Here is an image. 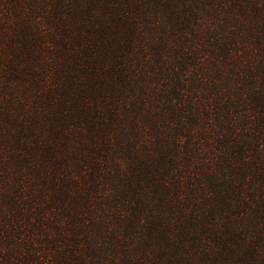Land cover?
Masks as SVG:
<instances>
[{"label":"rangeland","instance_id":"374dc122","mask_svg":"<svg viewBox=\"0 0 264 264\" xmlns=\"http://www.w3.org/2000/svg\"><path fill=\"white\" fill-rule=\"evenodd\" d=\"M8 1H2L0 7ZM101 3L109 7L111 0H101ZM187 3L192 5V0ZM174 4L181 12L180 21H192V6L183 7L182 0H175ZM133 12H136L130 16L133 19L125 18V21H112L107 17L93 18L90 22L62 19L58 22L30 23L24 22L17 12L8 15L5 10H0V107H7L8 112L7 115H0V169L6 162V155L10 157L12 148L17 146V136L25 138L28 145L22 146L24 152L17 155L15 161L8 160L13 172L11 177L15 182L18 177L22 180L21 176L27 177L26 171L31 168L36 179L33 184L46 191L57 171L80 166L78 163L81 160L91 161L106 154L116 160L126 156L129 164L121 159L127 169L126 178L121 173L114 174V183L103 175L97 174L100 178H95L105 183L100 190L103 194L96 198L103 211L106 205L111 215L118 212L125 214L124 221L115 223L118 230L129 231L132 236L135 234L136 243L140 242L136 245L142 250L146 245L142 239L149 235L152 243L147 250L150 256L152 252H161L166 245L167 252H172V246H168L171 244L164 236L166 231L170 233L171 230L175 236L185 233L188 239H192V249L185 253V264H207L211 257L221 254H225L231 264H237L242 259L237 256V249L246 244L243 252L246 254L255 241L251 239L253 232H264V198L259 201L257 198L255 206L248 208L247 214L240 219L235 214L238 201L223 200L216 194V197L208 196L203 186L197 185L199 174L203 173L202 183L207 181L210 171L217 164L225 180L227 174L238 172L241 168L234 171L219 165L222 160L226 164L230 161L228 155L216 149L211 152L223 143L222 138L211 134L206 140L204 137L208 131L203 125H196L192 130L191 115L188 119L177 115L170 118L166 110L171 109V105L167 100L175 83L170 80L173 72L165 69L176 65L184 57L176 50L181 38L176 36L181 35H173L170 25L161 26L149 19L141 21L143 15L140 8L136 7ZM183 29L192 32V27L184 26L181 30L183 36L186 35ZM231 41L237 44L229 45L231 50L227 54L205 61L215 71L208 88L216 86L205 90V95L201 97L206 104L214 105L226 100V89L220 92L218 86L230 83L228 86L233 87V83H242L241 73L251 66L258 69L257 77L264 82V53L260 52L264 40L253 36ZM245 41L253 45L248 46ZM224 42L230 40L226 38ZM189 46L192 47V44ZM160 51L164 52L161 60ZM54 66L58 69L57 73ZM12 83L17 84L13 86ZM71 93L74 95L67 99ZM240 93L241 97H246L245 93ZM161 102L165 112H161L159 118L150 116L148 119L143 103L147 107ZM133 118L138 119L137 126L133 125ZM168 120L176 124L175 131L180 134L181 142L177 149L170 145L176 132L169 130ZM192 136L193 146L203 152H211L213 159L210 155L209 161L202 160L203 155L192 159ZM211 137L213 141L209 140ZM40 141L42 144L38 145ZM47 143L50 149H44ZM219 148L227 152L226 148ZM263 154L264 149L253 156L250 154L246 162L240 156L236 158L239 163L245 162L250 166L245 170L243 185L248 179H256L263 185L261 195H264ZM33 155L36 156L34 166L28 162ZM232 162L238 164L235 160ZM135 165H142L137 167L142 173L145 167H159L169 178L165 186H158V183L146 178L139 196L135 198L136 204L132 205V198H127L129 194L124 189L132 193L136 186V178L130 177ZM104 174L110 177V172ZM26 180L28 184V177ZM86 181L85 189L76 190L72 195L69 203L71 210L74 204L82 205V196L89 195V190L93 189L92 179ZM26 188L29 191L27 195H37L29 187ZM179 191L187 200L177 204L174 200ZM99 204L93 203L90 212L93 217L99 215ZM137 208H140L139 214L138 211L136 213ZM71 214L74 213L71 211ZM135 214L139 216V221H136ZM223 218V221H217ZM141 227L150 229L145 231ZM236 229L243 233L246 240L240 243L241 246H224L221 241L225 239V231ZM198 235L202 236L201 239L211 236L221 241L219 245L212 243L214 250L209 243L200 248V244L194 242ZM89 236L85 232L80 240L86 244L100 241Z\"/></svg>","mask_w":264,"mask_h":264},{"label":"trees","instance_id":"16d2710c","mask_svg":"<svg viewBox=\"0 0 264 264\" xmlns=\"http://www.w3.org/2000/svg\"><path fill=\"white\" fill-rule=\"evenodd\" d=\"M2 1L6 0H0V5ZM174 1L111 0L109 7H106L101 3V0H9L0 7V10H5L8 15L13 11L17 12L24 22L30 23L58 22L62 19L72 22H90L93 18L105 19L107 17H110L112 21H125L136 14L133 10L137 7V9H142L141 21L149 19L157 21L161 26L170 25L173 35H181L176 36L181 37L177 42L176 50L178 49L177 52L184 57L176 65L172 64L171 67L165 69L173 72L170 80L175 83L174 89L169 93L171 96L167 100L171 109L166 111L170 118L177 115L182 119H188L191 115L192 130L196 125H203L206 132L208 131L204 137L206 140H208L207 136L211 134L222 138L223 143L214 147L211 152L216 149L230 157L228 164L223 160L220 161L219 165H224L223 168L229 167L234 171L241 168V170L227 174L225 180L220 175L219 172L222 169L217 164L210 171L207 181L202 183L203 173L199 174L200 179L197 185H202L208 196L216 197L214 195L216 194L223 200L238 201L235 214L241 219L247 214L248 208L255 206L257 198L258 201L264 198V195H261L263 185L259 184L256 179H248L243 185L245 170L250 167L245 162L250 158V154L253 156L264 149V82H261L257 77L258 69L251 66L245 73H241V79L244 80L242 83H233V87L228 86L230 83L218 86L220 92L226 89V100L209 105L202 102L201 97L205 95V90L216 87L212 85L208 88V83H211L215 71L205 61L214 56L227 54L231 50L229 45L237 44L236 41H231L233 39L242 37L249 39V37L255 36L257 39L264 40V0H192V5H187L188 0H182L184 1L183 7L192 6L190 15L192 21L179 20L181 12L177 10L178 6L174 4ZM167 11L170 12L166 13ZM130 19L132 20L133 17ZM184 26L192 27V32L183 29V32L186 33L185 36L181 34ZM190 35H192L191 39ZM226 38L230 42H224ZM245 43L248 46L253 45L247 41ZM191 44L192 47L189 46ZM260 52L264 53V45ZM163 54L164 52L160 51V60ZM201 59H203L202 62H200ZM53 68L57 73L58 69L55 66ZM216 79L219 80L217 77ZM238 79H240V74ZM16 84L12 83L13 86ZM240 92L245 93L246 97H241ZM73 95L71 93L67 99ZM143 104L142 106L147 108L148 119L150 116L159 118L161 112H165L163 102L147 107L145 106L147 104ZM8 106L11 107V105ZM0 108V115H7V107ZM132 121L133 125L137 126L138 119L133 118ZM168 122H170L169 130L175 131L176 124H172L171 120ZM144 128H147L146 124H144ZM193 137L190 141L192 143V159L202 155V160L207 161L208 155L213 159L211 152H203L200 148L193 146L195 144ZM209 140L213 141V138L211 137ZM179 142H181L180 134L176 132L170 145L177 149ZM16 143L17 146L12 148L13 153L10 157L6 155V162L0 169V264H185V253L190 252L193 245L192 239H188L185 233L175 236L176 234L171 230L170 233L166 231L164 236L171 244L168 246L173 247H171L172 252H167L166 245V247L163 246L161 252H152L150 256L147 250L148 245L152 243L149 240V235L142 239L146 244L142 250L139 245H136L140 242L136 243L137 236L135 234L132 236L131 232L118 230L116 227V222L120 224L124 221L125 214L118 212L111 215L107 211L106 205L103 206L105 208L103 211L100 202L96 199L100 194H103L100 190L105 186V183H100L95 179L96 177L100 178L97 174L111 179L113 183V176L116 173H121L126 178L125 170L127 169L121 163V159L128 163L126 156L116 160L115 157L106 154L102 158H93L91 161L81 160L78 163L80 166L67 167L63 171H57L52 177L53 180L49 182V186L46 187V191L38 189L37 185L33 184L36 179L31 168L26 171L28 184L26 176L25 178L21 176L22 180L18 177L16 182L11 177L13 172L12 167L9 166V164L11 165L10 161H15V157L24 152L22 146L28 145L26 139L21 136L16 137ZM37 143L38 145L42 144V141ZM221 146L226 148L227 152L219 148ZM47 148L50 149L48 143L44 149ZM189 152L191 154V150ZM238 156L240 159H246L245 162L239 163L240 160L236 159ZM35 158L36 156L28 161L33 166L36 164ZM25 159L27 160V157ZM261 159H264V154ZM233 160L238 164L232 162ZM116 162L118 163L116 164ZM108 165H114V167ZM214 165L215 163L212 167ZM141 166L135 165L130 174V177L136 178L133 192L124 189L129 194L127 198H132V205L136 204L135 198L139 196L142 190L141 186L146 178L151 179V182L158 183V186H165L168 183L169 175L159 167L153 169L145 167L142 173L140 169H137ZM171 167L173 168L174 165ZM109 172L111 178L104 174H109ZM174 172L175 170L171 175ZM86 179H92L91 188L93 189L89 190V195L82 196L83 200H80L82 205L74 204V208L71 210L69 206L71 197L76 190L85 189L89 181ZM24 184L37 195H27L29 191H26L27 188ZM50 188L53 190L52 192ZM180 192L182 191L177 192L174 200L177 204L182 203V200H187ZM105 193L107 194V192ZM117 194L124 196L120 193ZM229 195L230 197H228ZM94 202L99 204L100 212L97 217H93L90 213ZM57 209L60 211L58 212ZM219 209L221 212L223 211L221 207ZM139 210L140 208H137L136 213L138 211L139 214ZM71 211L74 213L73 215H69ZM135 215L136 221H139V216ZM212 219L216 221L213 216ZM224 219H217V221ZM215 225H217L216 222ZM141 228L145 231L150 229L149 227ZM85 232L90 234V238H97L100 241H90L89 244H86L80 240ZM224 236L225 239L220 241L226 247L241 246L240 243L246 240L239 229L225 231ZM201 238L202 236L198 235L194 240L195 244H200V248L209 243V246L211 245L214 250L212 243L220 244L217 237H214L215 239H212L211 236ZM251 239L255 241L247 249L246 254L243 253L246 244L237 249V256L242 258L237 264H264V232H253ZM207 264H231V260L225 254H221L211 257Z\"/></svg>","mask_w":264,"mask_h":264}]
</instances>
